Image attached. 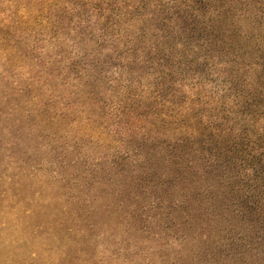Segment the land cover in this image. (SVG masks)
<instances>
[{
  "label": "rangeland",
  "instance_id": "obj_1",
  "mask_svg": "<svg viewBox=\"0 0 264 264\" xmlns=\"http://www.w3.org/2000/svg\"><path fill=\"white\" fill-rule=\"evenodd\" d=\"M83 1L0 0V264H261L263 230L246 244L213 223L173 168L175 116L216 104L236 50L215 72L228 50H155L160 24L136 0L107 42L84 41Z\"/></svg>",
  "mask_w": 264,
  "mask_h": 264
},
{
  "label": "trees",
  "instance_id": "obj_2",
  "mask_svg": "<svg viewBox=\"0 0 264 264\" xmlns=\"http://www.w3.org/2000/svg\"><path fill=\"white\" fill-rule=\"evenodd\" d=\"M90 1L80 2L81 8H75L80 16L91 11L86 14L91 26H84L89 32L78 31V36L84 41L107 42L119 23L122 9L118 10L126 2L121 0L117 7V0ZM146 1L136 0L141 23L157 20L160 26L154 29L163 33L155 50L171 44L191 45L193 54L205 50L218 55L219 50H228L223 53L224 62L210 67L214 72L216 66L230 68L235 61L229 59V47L236 50V61L243 62L222 75L225 79L215 105L208 109L202 100L191 101L190 113L175 116L170 134L177 150L173 168L178 183H184L182 192L189 204L194 208L198 203L210 210L213 223L241 227L248 234L246 244H252L256 238L250 233L264 232V0ZM209 8L211 14H207ZM69 10L63 5L55 14L45 16L44 26L53 18L58 25L60 18L68 17ZM192 10L196 14L188 16ZM77 28L83 29L77 25L70 31ZM47 29L55 32L62 28L53 30L51 24ZM183 33L187 41L182 40ZM175 130L179 137L174 136ZM260 239L264 240V233ZM258 249L257 253L264 254V245ZM260 261L264 264V256Z\"/></svg>",
  "mask_w": 264,
  "mask_h": 264
}]
</instances>
